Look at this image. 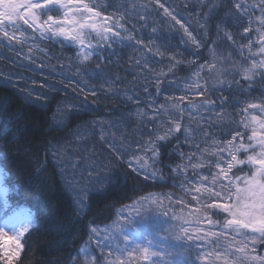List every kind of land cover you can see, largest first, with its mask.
<instances>
[{
  "label": "snow or ice",
  "instance_id": "6c2138e0",
  "mask_svg": "<svg viewBox=\"0 0 264 264\" xmlns=\"http://www.w3.org/2000/svg\"><path fill=\"white\" fill-rule=\"evenodd\" d=\"M218 6L213 4L212 8ZM232 8L234 11L226 12L225 16L231 19L233 27L242 29L238 33L239 41L234 38V33L222 28L225 21L218 22L216 27L217 32L224 31V37L235 47L240 59L234 61L230 68L217 67L212 62L201 65L200 71L207 68L209 76L213 77L212 86H208V80L200 76V71L195 73L198 79L185 84V88L195 92L198 97L216 91L248 95L257 78L264 81V0H252L251 3L249 0H232ZM179 15L168 0H148L147 3L130 0L129 7L122 10L118 6L112 12L108 11V5L97 0H0V48L7 46L9 51H15L17 45L21 49L28 45L23 59L32 61L33 53L44 52V49L35 42H29L51 39L62 46H75L81 65L96 58L100 61L96 69L103 74L104 51L111 50L114 45L135 41L136 45H143L148 52H153V47L149 46L154 44L152 40L145 44L142 38L137 39L133 33L137 31V23L141 25V31L150 24H158L154 16H162L170 29L178 25L196 49L202 47L197 37L189 31L190 25L186 26L188 22L183 17L178 19ZM207 25L206 15L199 26L206 31ZM158 31V27L151 28L153 35ZM155 52L164 55L158 47ZM212 55L215 57V52ZM148 59L145 58V69L149 68ZM171 59L175 60V57ZM136 63L139 65L140 61ZM175 66L171 65L168 72H172ZM164 75L163 72L154 74L155 96L149 91L153 86L151 82L143 87L151 116L142 108L136 115L137 119H143L145 124L151 123L153 127L148 131L135 130L138 135H146L148 139L135 141L136 148L129 153L131 159L127 164L134 173L143 175L145 180H157L155 165L160 162L161 146L181 134L196 151L185 157L183 152L177 151L178 142L174 151L185 162L172 171L184 175L185 179L189 168L197 175L195 183L189 182V187L181 185L187 193H195L192 199L197 206L185 213L184 202L178 198L175 203L181 205V210L176 212L173 210L171 193H149L130 206L127 217L111 225V233L105 235L97 227L90 229V239L95 237V247L100 249L101 254L87 264H131L132 252L137 253V259H142L144 264H264V254L257 251L258 246L264 244V99L259 102L241 101L233 96L230 101L228 96L222 95L217 100L194 102L188 95L175 97L169 94L157 104L156 98L162 94ZM201 79L204 80L203 84ZM241 80L247 82L248 87H244ZM169 86H173L172 82H169ZM95 94L93 91L92 95ZM139 99L136 97L133 100V96H128V100L133 102ZM186 100L188 103L184 104ZM228 107L236 109L240 117L238 121L231 118ZM194 111L208 114L207 117L201 115L207 127L198 126L197 129L204 138L206 147L203 149L193 139V130L182 123L185 114L191 116ZM225 117L229 119L225 121ZM209 128L216 131L210 133ZM101 139H104L103 135ZM109 147L113 152L124 155L131 144L122 142L117 145L110 141ZM205 168L215 169L211 172V178L199 174V170ZM159 179L163 180L164 177L160 176ZM6 194L7 189L0 190V206L7 207ZM165 199L168 201L166 206L163 204ZM150 209H155L158 215ZM221 215L223 220L213 219V216ZM19 216V213H13L6 221L13 226L12 235L0 228V251L7 256L9 264L23 247L21 237L34 227V220L29 214L24 216L16 229L14 221ZM136 216L146 218L151 223V229L141 231L137 228L135 236L125 234V225L134 224ZM160 216L166 219L161 220ZM154 236L160 239H154ZM173 238L176 246L164 243ZM121 240L124 247H120ZM105 248L108 249L107 256L104 254ZM193 248L197 250L196 258L190 260L189 252ZM113 251L119 255L116 259H109ZM126 252L129 258L122 261L120 257Z\"/></svg>",
  "mask_w": 264,
  "mask_h": 264
},
{
  "label": "trees",
  "instance_id": "16d2710c",
  "mask_svg": "<svg viewBox=\"0 0 264 264\" xmlns=\"http://www.w3.org/2000/svg\"><path fill=\"white\" fill-rule=\"evenodd\" d=\"M99 1L108 5L109 12L115 9L111 5L115 0ZM168 3L176 7L180 14L178 19L183 17L190 25L197 8L182 0H169ZM223 10L225 7L219 8L217 15L220 16ZM217 15L213 16V26ZM33 42L44 52H34L32 61L23 59L28 45L22 49L17 45L15 51H9L7 46L0 48V186L7 189V210L15 213L28 210L34 220V227L21 237L23 247L11 264H85L84 253L90 247L92 227L110 225L120 209L149 193L184 195L176 184V172L172 169L182 163L174 146L179 142L177 151L186 154L188 145L183 136L177 134L176 138L161 146L160 162L155 165L157 180H145L143 175H137L126 160L116 161L102 187L89 191L79 204L68 187L54 149L71 142L76 133L88 131L94 125L102 128L124 125L141 131L151 130L153 125L145 124L136 115L142 108L151 116L148 97L142 96L144 93L140 91L133 99L140 97L138 102L125 101L116 91H105L102 88L105 83L98 81L102 74L96 70L93 75L90 70L92 62L76 66L83 80L57 78L47 73L45 63L54 65L73 50L49 40ZM209 42L210 38L200 49L194 48V52L182 48L183 62L172 72H164L162 94L156 98L157 104L169 94L179 97L176 83L190 77L193 70L206 60L205 50ZM154 80H151L153 86L150 87L153 96ZM241 83L247 84L243 80ZM254 84L248 96L264 97L261 86ZM189 98L194 102L210 99L207 95ZM140 138L148 139L146 135ZM160 176L164 179L160 180ZM0 264H9L3 251H0Z\"/></svg>",
  "mask_w": 264,
  "mask_h": 264
},
{
  "label": "rangeland",
  "instance_id": "374dc122",
  "mask_svg": "<svg viewBox=\"0 0 264 264\" xmlns=\"http://www.w3.org/2000/svg\"><path fill=\"white\" fill-rule=\"evenodd\" d=\"M182 1L191 3L197 8L196 15L191 18L189 31H191L193 35L197 37V39L201 42L203 46L204 43H206V41H208L210 38L208 48L205 50L206 60L201 64H199L193 70L190 77L176 83L175 85L176 92L179 96L188 95L189 97L191 96L196 97L195 92H189L185 88V84L191 83L193 80L198 79L195 76V73L197 71H200L201 65H205L207 63L212 62V63H216L217 67H220L222 65L226 68H230L231 64L234 61L240 59L239 53L235 50V47L232 45L230 41H228L224 37V31L222 30L220 32H217V27H216L217 23L220 21H225V24L222 25V28L224 30L234 33L235 34L234 38L237 39V41H239L238 33L242 29L233 27L231 23V19L225 16L226 12L234 11V9L232 8V0H225V2H221V0H182ZM137 2L147 3L148 0H137ZM249 2L251 3L252 0H249ZM98 3L101 2L99 1ZM213 4H218L219 6L213 9L212 8ZM111 5L115 9L116 7L119 6L123 10L124 8L130 6V0H115V2H112ZM221 7H225V10H223L220 16H218L217 11ZM115 9H110V10L114 11ZM53 14L55 15L58 13H53ZM258 14L259 13L257 12L256 15ZM206 15L208 18V25L205 31L204 29H201L199 25L200 22H203ZM215 15H217L216 17L218 18H216L214 22L215 24L213 26L212 25L213 16ZM153 19L159 21V23L156 25L150 24L149 27L143 28L142 31L140 30L141 25L137 23V31L133 33V35L137 39L142 38L145 44H148L149 41L152 40L154 44L149 46L153 47V52H148L143 45H136L135 41H131V42L124 41L123 45H114L111 50L106 49L104 51V55L106 57L102 65L104 68V73L101 75V79L98 81L100 83L101 82L105 83L102 85V88L105 91L110 92V90H114L116 91L117 95L125 101H130L128 100V96H133L134 99L135 95H137L140 91H143V87L146 84H149V82H151L153 78H155L154 76L155 73H160V72L164 73L165 71L168 70V68L171 65L173 64L179 65L180 63H182L184 56V52L182 50L183 47L189 49L190 51L193 50L194 52L195 46H193L191 42L188 41L187 36L183 34V30L179 29L178 25L175 26L174 29H170L168 24L164 22L163 17L160 18L154 16ZM154 26L158 27L159 29L156 35H153L151 32V28ZM186 26L189 25L187 24ZM245 26H246V22H245ZM36 40H41V39H36ZM48 40L56 43L59 46H62V44L57 41L51 39ZM32 42L33 41H30L29 43ZM93 42L95 43V41ZM63 47H70L73 50V53L70 54L69 52L65 56V58L63 59L59 58L54 65L45 63L44 67L47 73L57 78L63 77L64 79L67 80L76 79V78L78 80L81 79L83 80V78H81L82 76L81 77L79 76V71L76 70V66H81L76 56V52H77L76 47L69 46L67 44L63 45ZM157 47L160 49L161 52L164 53L163 56L156 54L155 48ZM213 52H215V57L212 55ZM146 57L149 58L148 69L144 68V62ZM172 57H175V60L171 59ZM36 59H38V57H36ZM137 60L140 61L139 65H137L136 63ZM176 61H179V63L177 64ZM99 62L100 61H98L96 58H93L91 61L85 62L83 66L91 63L93 68L90 70L92 73H94L97 70L96 65ZM200 76L208 80L209 87L212 86L213 77L209 76V72L207 68L200 71ZM145 77H147L148 79H145ZM106 81H108V83H106ZM200 82L201 84H203L204 80L201 79ZM255 84L261 86V88L264 90V81L257 78ZM246 85L248 86V84H245L243 86L247 87ZM146 95L147 94L144 93L142 96H146ZM222 95L228 96L230 98V101L233 96H237L241 101L252 100L254 102H259L260 99H264V97L261 96L258 98H252L251 96L248 95L238 94L229 91H224L222 93L218 91L211 92L207 96L210 99L217 100ZM227 112L231 113L232 119H235L237 121L240 119L234 107H228ZM201 115L203 117H207L208 114L207 113L197 114V112L194 111L192 112L191 116L187 114L184 121L185 124L193 130V139L199 142L200 148L203 149L204 147H206L205 143H203L204 138L199 133V131H197V129L198 126L207 127V124H205L204 120L201 118ZM228 119L229 117H225V121H227ZM94 126L95 127L88 128L89 129L88 131L87 130L79 131L78 133H76L74 140L56 146V148L54 149V155L59 163V167L62 169L65 179L67 180L68 187L75 195V198L79 204H82L80 203V201L81 200L84 201L85 195L89 191L96 190L102 187L116 161L126 160L127 162L128 160L131 159L129 153L136 148L135 141L141 140L140 136L135 131L136 129L134 126L126 127L124 125L123 126L118 125L117 127L114 128L109 126H106L104 128L100 127L99 125H94ZM223 126H227V125L224 124ZM101 129H103V132H101ZM208 131L211 133L213 131H216V129L209 128ZM102 135L104 139H101ZM126 137L130 139L125 140ZM110 141L115 142L117 145H120L122 142L130 143L131 148L124 155H121L120 152L112 151V149L109 147ZM187 145L188 146L185 157H187L192 152L196 151L195 147L192 146L190 143H187ZM184 162L185 161H182V163ZM213 171H215L214 168L200 169L199 174L209 175V178H211V172ZM157 175H158V171H157ZM186 175H187V179H185L184 175L180 174L179 172H176V176H177L176 184L184 195L169 192L172 194L173 210L176 212H179L181 210V205L175 203L178 198H180L184 202L185 207L183 210L185 213L191 211L197 206L196 201L192 199V195H195V193L192 192L191 194H189L185 191V187L190 186L189 182L195 183L197 179V175L193 174L190 168L188 169ZM181 185H184L185 187H181ZM0 190H3L1 186H0ZM163 204L166 206L168 204V201L166 199L163 200ZM130 206L131 205H128L122 208L124 210L123 215H121L122 209H120L113 223L122 220L124 217H127ZM150 211L158 215V212L155 209H150ZM13 213L15 212L8 211L6 207L0 206V228H3L4 231L9 233V235L13 234L14 229L12 224H8L6 223V221L8 220V217ZM19 214L20 216L18 220L14 221L16 229H18V226H20V222L23 221L24 216L28 215V210L22 209L19 212ZM219 217H223V216H219ZM160 219L163 220L166 218L160 216ZM213 219H218V217L213 216ZM113 223L105 227H99V229H101L102 232H104V234L107 235L111 233V225H113ZM137 228H139L141 231L150 230L151 223L146 218L136 216L134 224L125 225V234H130L135 236L137 235L136 233ZM154 239L159 240L160 237L154 236ZM164 243H167L169 246L172 247L176 246V241L174 240V238L170 241H165ZM120 247H124L122 240L120 242ZM257 251L261 254H264V244H260L257 248ZM196 253L197 250L195 248H193L189 252L190 260H195ZM100 254H101L100 249L95 247V237H91L89 250L84 253L85 262H86L85 264H87L88 261L96 259L97 257L100 256ZM104 254L106 256L108 255L107 248H105ZM118 255L119 253L113 251L108 258L116 259ZM131 257H132L131 264H144L142 259H137L138 257L137 253L132 252ZM128 258H129V253L127 252L120 257L122 261H127ZM177 259L180 258L177 257ZM97 264H99V262H97Z\"/></svg>",
  "mask_w": 264,
  "mask_h": 264
}]
</instances>
